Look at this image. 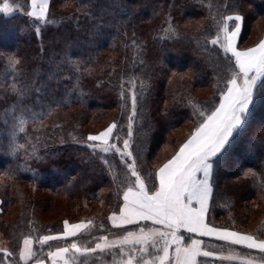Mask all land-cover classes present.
<instances>
[{
  "label": "trees",
  "instance_id": "trees-1",
  "mask_svg": "<svg viewBox=\"0 0 264 264\" xmlns=\"http://www.w3.org/2000/svg\"><path fill=\"white\" fill-rule=\"evenodd\" d=\"M17 1V11L0 13V249L13 252L9 261L23 264L18 253L24 235L35 239L63 232L69 215L50 220L44 215L55 197L87 202L89 210L68 221H92L95 227L90 234L50 241L43 251L34 243L45 260L48 251L72 240L91 247L94 237L112 240L125 230L157 227L148 221L125 228L109 223L123 202L127 170L117 153L93 152L86 138L116 122L110 142L122 148L131 115L128 80L137 78V93L144 81L130 143L141 175L155 174L199 123L189 99L207 111L220 102L228 64L222 50L210 43L216 31L211 17L241 15L238 48L247 49L264 35L258 26L264 21V0H50V18L58 23L42 27L40 35L26 15L27 0ZM169 17L174 33L162 30L169 27ZM10 56L21 61L15 72ZM13 83L25 90L22 100L12 94ZM20 119L27 121L23 132ZM230 144L214 158L207 222L264 239V89L250 106L243 134ZM13 145L23 146L17 156L11 155ZM250 169L255 177L245 175ZM39 190L53 196L48 201ZM205 245L217 253L231 248L259 255L221 240L205 239ZM85 259L111 264V257L102 254L79 257L77 264Z\"/></svg>",
  "mask_w": 264,
  "mask_h": 264
},
{
  "label": "snow or ice",
  "instance_id": "snow-or-ice-1",
  "mask_svg": "<svg viewBox=\"0 0 264 264\" xmlns=\"http://www.w3.org/2000/svg\"><path fill=\"white\" fill-rule=\"evenodd\" d=\"M30 7L31 10L26 15L36 22L37 35H40L42 27L57 25V20L50 18V0H30ZM212 7L209 3V10ZM17 10L8 0H4L0 6V13L5 15H11ZM211 19L215 21L216 31L210 43L222 50L228 64L225 87L220 92L221 102L211 111H207L189 99L193 114L200 118L199 123L190 138L167 163L155 174L149 172L142 176L136 157L131 151L132 124L137 116V96H142L146 87L144 81H141V92L137 93V78L128 80L131 85V115L128 116L129 131L127 138L123 140L122 148L110 142L117 128L116 122L110 124L103 132L88 135L86 138L87 142H92L87 143V147L93 152L99 149L103 153H117L127 170L122 182L123 205L118 212H113L108 217L112 226L125 228L126 225L151 221L153 225L160 227L125 230L124 234L112 240L106 235L94 237L95 243L91 247L87 243L81 244L72 240L66 246H58L54 251L46 253L51 264H77L79 257L90 258L97 254L110 256L111 264H207L199 259L201 257L219 261H239L240 264H264V239H258L254 234L213 227L206 219L213 196L214 158H219L220 154L226 151V146H231L230 141L243 134L250 106L253 105L257 92L264 89V40L254 47L241 50L238 48V38L244 18L239 14L225 13L221 14L219 19L216 16ZM166 23L169 27L162 30L174 33L170 17ZM131 46L137 47L135 40ZM69 63L75 62L69 59ZM20 64L18 58L9 57V66L13 72L18 70ZM11 92L19 100L25 95V90L17 87L16 83L12 84ZM120 94L123 97V88ZM26 123L24 119L19 120L20 132L25 131ZM114 139L119 140L120 137L117 135ZM22 147L13 145L11 155L17 156ZM101 159L108 164L106 159ZM109 171H113L111 167ZM245 175L255 177L257 173L250 169ZM11 178H14V175ZM115 178L113 173V179ZM261 187L264 189V181L261 182ZM119 194L121 193L118 192ZM93 227L95 225L92 221L77 224L65 221L64 230L59 235H43L35 239L31 235H24L18 261H23V264H29V261H33V264H45L44 258L34 250V243L43 251L44 245L50 241L68 240L69 237L90 234ZM182 229L200 237H215L228 245H241L246 249L258 250L259 256L248 254L242 257L231 248L228 249V254L223 251L217 253L201 239H191L189 243H185ZM0 254V264H18L17 261L8 260L13 257L12 251L0 249ZM80 264H88V260L85 259Z\"/></svg>",
  "mask_w": 264,
  "mask_h": 264
},
{
  "label": "rangeland",
  "instance_id": "rangeland-1",
  "mask_svg": "<svg viewBox=\"0 0 264 264\" xmlns=\"http://www.w3.org/2000/svg\"><path fill=\"white\" fill-rule=\"evenodd\" d=\"M27 6H28V9H27V12L31 10V7H30V0H27ZM4 3V0H0V6H2ZM8 3H10L13 7H15L17 4H19V2L17 0H8ZM264 19V18H263ZM261 20V21H260ZM260 23L258 26H262L260 28L264 29V21H262V18L260 19ZM256 28V27H254ZM254 39H252L253 41ZM261 40H264V35L262 36V38L256 42L255 44H253L252 46L250 47H254L256 46ZM247 44V43H246ZM249 47V48H250ZM241 49V48H240ZM243 50V49H241ZM220 102H221V99H220ZM219 102V103H220ZM219 105V104H218ZM109 126V125H108ZM107 126V127H108ZM106 127V128H107ZM105 128V129H106ZM105 129H103L102 131L100 132H103ZM115 131V130H114ZM99 132V133H100ZM114 133V132H113ZM98 134V133H96ZM177 134V132H176ZM91 135H95V134H91ZM89 143H92V142H89ZM96 143H99V142H96ZM159 161H161V158L159 159ZM165 164V163H164ZM38 194L42 195L45 197L46 200L49 201V199H51V197L53 196L52 194H50L49 192H45V191H41L39 190ZM47 205H49V208L47 209L48 211L46 213H44L45 215V218L46 219H56V218H60V217H63L64 215H69L68 218H65V221L69 222L68 220H71V219H78L79 217H81L82 215V212L84 214V211L87 212L89 209H88V205H87V202H77L75 200H69V199H66L65 197L64 198H58V197H55L54 200H51V202L47 203ZM86 210H85V209ZM76 222H84V221H76ZM86 222V221H85ZM62 233V232H61ZM61 233H57V234H54V235H59ZM117 238V237H116ZM115 238V239H116ZM0 244H4V242L0 239ZM22 247V246H21ZM236 253H239L242 257L243 256H246L250 253H244V252H236ZM224 254H228V251H226ZM251 255H254V256H259L257 255L256 253L255 254H251ZM206 261L207 264H212L208 261V259H203L202 262ZM224 264H240L239 261H225Z\"/></svg>",
  "mask_w": 264,
  "mask_h": 264
},
{
  "label": "crops",
  "instance_id": "crops-1",
  "mask_svg": "<svg viewBox=\"0 0 264 264\" xmlns=\"http://www.w3.org/2000/svg\"><path fill=\"white\" fill-rule=\"evenodd\" d=\"M167 163V162H166ZM163 166V165H162ZM161 166V167H162ZM158 182V181H157ZM158 185V184H157ZM211 202V201H210ZM122 205H123V202H122V204H121V207H122ZM209 206H210V203H209ZM116 212H118V211H116ZM112 215V213L109 215V216H111ZM207 219V218H206ZM141 222H143V221H141ZM144 222H147V221H144ZM148 222H151V221H148ZM69 224H77V223H81V222H68ZM86 223V222H85ZM109 223L112 225V222L109 220ZM152 223V222H151ZM126 226H128V225H126ZM157 227H160L159 225H157ZM213 227H216V226H213ZM228 229V228H227ZM64 230V229H63ZM183 230V229H182ZM228 230H230V231H236V230H232V229H228ZM184 231V230H183ZM186 232V231H185ZM238 232H240V231H238ZM188 233V232H187ZM240 233H243V234H248V233H244V232H240ZM189 234H192V235H194L193 237H190L189 239L188 238H186V235L185 234H183V236H184V238H185V240H184V242L185 243H189L190 242V240L191 239H201V240H203L204 242H205V239H212V240H218V239H216L215 237H200V236H198L197 234H194V233H189ZM259 239V238H258ZM253 250H255V249H253ZM255 251H257L258 252V250H255ZM201 258H203V257H201ZM201 258H199L200 260H201ZM206 259H208V260H214V259H211V258H206ZM45 260V259H44ZM45 264H51V262H50V260L48 259V260H45Z\"/></svg>",
  "mask_w": 264,
  "mask_h": 264
}]
</instances>
